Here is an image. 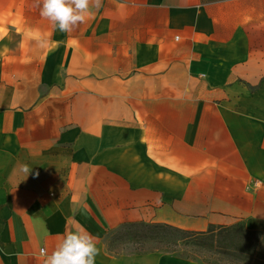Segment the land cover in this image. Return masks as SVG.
Returning a JSON list of instances; mask_svg holds the SVG:
<instances>
[{
	"label": "crops",
	"instance_id": "0c3cea01",
	"mask_svg": "<svg viewBox=\"0 0 264 264\" xmlns=\"http://www.w3.org/2000/svg\"><path fill=\"white\" fill-rule=\"evenodd\" d=\"M35 2L0 0V264L80 226L95 264H202L108 251L126 224L264 233V0H103L72 33Z\"/></svg>",
	"mask_w": 264,
	"mask_h": 264
},
{
	"label": "trees",
	"instance_id": "16d2710c",
	"mask_svg": "<svg viewBox=\"0 0 264 264\" xmlns=\"http://www.w3.org/2000/svg\"><path fill=\"white\" fill-rule=\"evenodd\" d=\"M136 227L144 228V233L135 231L131 237L161 238L169 247L181 243L206 256L202 264H264V233L248 230L243 222L224 227L211 225L204 232L145 223L126 224L119 229ZM168 234L176 239H165Z\"/></svg>",
	"mask_w": 264,
	"mask_h": 264
},
{
	"label": "clouds",
	"instance_id": "9594fccd",
	"mask_svg": "<svg viewBox=\"0 0 264 264\" xmlns=\"http://www.w3.org/2000/svg\"><path fill=\"white\" fill-rule=\"evenodd\" d=\"M33 6L39 9L40 17L50 23L53 31L72 33L79 25L95 18L103 0H36ZM60 43L55 42L57 46ZM23 170L27 174L30 171L26 165ZM97 241L96 236L80 226L78 230L63 235L51 254L41 248L39 255L43 264H95L100 253Z\"/></svg>",
	"mask_w": 264,
	"mask_h": 264
},
{
	"label": "rangeland",
	"instance_id": "374dc122",
	"mask_svg": "<svg viewBox=\"0 0 264 264\" xmlns=\"http://www.w3.org/2000/svg\"><path fill=\"white\" fill-rule=\"evenodd\" d=\"M261 105L262 108L256 110V114L264 122V104L262 103ZM135 231H137L139 234H142L144 233V228L136 227L131 229H118L108 233L104 241L107 250L115 254H121L125 252L147 253L161 251L198 263H201L203 259H206V256H203L202 253L197 252L187 246H183L181 243H176L174 244L175 246L169 247L165 246L164 240L161 238L144 239V237L141 236L137 238L131 237L132 233ZM167 236H169V238L165 239H176L173 235L168 234Z\"/></svg>",
	"mask_w": 264,
	"mask_h": 264
}]
</instances>
